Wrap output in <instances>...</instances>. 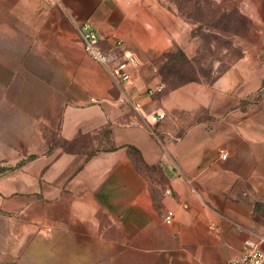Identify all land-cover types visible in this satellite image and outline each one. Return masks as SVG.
Segmentation results:
<instances>
[{
  "label": "crops",
  "instance_id": "0c3cea01",
  "mask_svg": "<svg viewBox=\"0 0 264 264\" xmlns=\"http://www.w3.org/2000/svg\"><path fill=\"white\" fill-rule=\"evenodd\" d=\"M172 1L0 0L1 251L24 247L28 223L114 264L264 250V0H216L247 19L242 56L168 88ZM87 24L136 54L129 81L84 50Z\"/></svg>",
  "mask_w": 264,
  "mask_h": 264
},
{
  "label": "rangeland",
  "instance_id": "374dc122",
  "mask_svg": "<svg viewBox=\"0 0 264 264\" xmlns=\"http://www.w3.org/2000/svg\"><path fill=\"white\" fill-rule=\"evenodd\" d=\"M178 16L171 47L162 54V81L173 88L189 81L211 82L242 56L247 19L216 0H173ZM4 221L0 219V227ZM26 243L16 240L10 251L0 250V264H114L105 256L84 258L79 244L52 240L41 228L27 227Z\"/></svg>",
  "mask_w": 264,
  "mask_h": 264
},
{
  "label": "built area",
  "instance_id": "2783aa9c",
  "mask_svg": "<svg viewBox=\"0 0 264 264\" xmlns=\"http://www.w3.org/2000/svg\"><path fill=\"white\" fill-rule=\"evenodd\" d=\"M48 2H61V0H46ZM84 50L98 63L107 68L117 82H127L132 77V70L138 64L137 56L132 51L122 48V40H115L109 48H103L102 36L99 35L90 25H84L80 29ZM164 89L163 84H159L151 89V92H160ZM134 108L140 111L143 107L141 101L132 102ZM165 113L156 112L155 119L164 118ZM227 154L222 151V157ZM170 192V190H167ZM174 216L173 211H168L165 217L166 222H171ZM226 264H264V250L258 243H249L243 252Z\"/></svg>",
  "mask_w": 264,
  "mask_h": 264
}]
</instances>
